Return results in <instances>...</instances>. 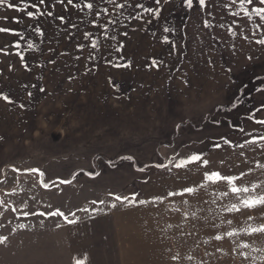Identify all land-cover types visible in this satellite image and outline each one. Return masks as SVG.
<instances>
[{
    "label": "rangeland",
    "instance_id": "374dc122",
    "mask_svg": "<svg viewBox=\"0 0 264 264\" xmlns=\"http://www.w3.org/2000/svg\"><path fill=\"white\" fill-rule=\"evenodd\" d=\"M3 27L0 264H76L56 209L96 223L91 264H264V235L243 231L261 210L228 212L236 195L203 177L243 173L264 194V20L238 0H3ZM193 154L208 166L176 167ZM133 194L148 203L114 199Z\"/></svg>",
    "mask_w": 264,
    "mask_h": 264
},
{
    "label": "snow or ice",
    "instance_id": "6c2138e0",
    "mask_svg": "<svg viewBox=\"0 0 264 264\" xmlns=\"http://www.w3.org/2000/svg\"><path fill=\"white\" fill-rule=\"evenodd\" d=\"M3 0H0V3H2ZM45 2V0H40V3L43 4ZM61 2H63V0H61ZM73 2V0H68V3L71 4ZM110 2L114 3V0H110ZM156 4H160L161 0H155ZM168 0H165V3H167ZM239 2V6H240V10L241 12H243L246 16H251L252 13L254 12L255 15L257 17H259L260 20H264V0H258V5L255 7H252V10L250 11V6H253L255 3V0H238ZM233 4L237 3V0H232ZM187 4L189 6V8H191L193 6V0H187ZM199 5L200 6H204L205 5V0H199ZM120 8H123L125 5L124 4H120L117 5ZM139 7H144L143 5H138ZM9 8H13L15 7L14 4H8ZM33 7H36V5H33ZM87 8L92 9L93 8V4L92 3H88L86 5ZM145 11H150V9H145ZM27 15L29 17H34L35 14L33 12H28ZM41 15H43V13H41ZM48 15H51V13H48ZM156 15L158 16L159 13L157 12ZM233 15H239V13H233ZM60 19H64L62 16L60 17ZM10 29L7 27H3L0 28V33H6L9 32ZM37 31H39V29H37ZM165 31H168V29H165ZM18 35V34H17ZM165 42L170 43L167 40V37H165ZM259 44L264 45V39H261L259 41H257ZM17 47H19V44L16 45ZM93 48L96 47V44L92 45ZM29 47H31V45H29ZM21 60H23V56L20 57ZM126 66H130V65H126ZM153 66L158 67L159 65L156 63V61H153ZM25 67H27V65H25ZM41 91H44V89H41ZM29 96L32 95L31 92L28 93ZM2 99L4 101H7L9 104L13 103V101L9 98V96L7 95H3ZM21 108L24 107L23 104L20 105ZM256 124H260V125H264V120H260L257 119L255 120ZM240 131L243 132L244 129L240 128ZM260 140H264V135L259 137ZM225 143H231L228 140H225ZM252 144L257 143L256 139H253L251 141ZM215 147L219 148L220 145L216 144ZM241 147H243V145H241ZM127 159H132L131 157H127ZM197 162H202L203 165L205 167L208 166L209 164V160L205 159L202 155L199 154H193L191 156H189L187 159H183L181 160L176 167L177 168H183L189 164H194ZM156 167H164V165L162 164H158L156 165ZM261 167H264V165H261ZM141 171H143V169H140ZM13 171H20V169L18 168H13ZM30 173H37L39 176L43 177L45 175V173L43 171H41L38 168H31L27 170ZM89 176H94V175H99V173H92L89 172L88 173ZM203 177L205 180L211 182L212 184H220V183H225L226 187L228 190H230L231 193L235 194L239 203H232L230 207L227 208L228 212H235V213H239L241 212V209H247V210H255V209H260L261 210V215H264V194H256L253 195L252 193H255L257 188L259 187V185L256 184H252L251 187L248 186H244L243 185V181H244V174L242 173L239 176L236 175H225L222 174L220 171H205L203 174ZM56 182L54 181L53 184H55ZM72 183V180H68V179H62L59 180V184H70ZM41 184L44 188H49L50 185L48 183H44L43 181H41ZM203 187V186H202ZM197 188L194 187H185L183 192L180 193V195H184L185 193L187 194H191V195H196L197 194ZM244 194H248V195H244ZM111 195V194H110ZM169 195H176L175 192L170 193ZM223 196H227L228 195V191H224L222 193ZM137 194H133V197L131 199H129V197L127 196H120V195H115L114 199L116 201H120V202H124V201H128L130 204L131 203H136L138 202L139 204H146L148 203L147 200H138L136 199ZM160 197H156L155 200H160ZM101 204L104 203L103 200L99 201ZM155 202V201H154ZM162 202V201H161ZM94 205L97 203V201H93L92 202ZM5 201L3 199H0V205H4ZM111 207L115 208L116 204L113 203L111 205ZM13 211H16L15 208L12 209ZM83 211L87 212V209H84ZM35 214V213H33ZM46 213L41 212L39 213L40 216H44ZM23 215L27 216L29 215L28 212L23 213ZM47 215L49 216H53V217H62L64 219V221L67 224H76L77 223V219H70L68 215H65V213L63 211H60L59 209H56L55 211H49L47 213ZM193 215H195V213H193ZM71 217H76V213L72 212L71 213ZM249 218H251V216H249ZM227 223L229 225H231L233 223V221L230 219L227 221ZM21 227H24V225H21ZM169 227H171V225H169ZM244 232L249 233V234H256L259 233L261 235H264V223H261L259 227H247L243 229ZM225 235L228 237H232V236H236L237 232L235 231H227L225 232ZM224 236L222 235H216L215 236V240L220 241L223 240ZM8 240L7 236H3L0 237V244H4L6 241ZM243 247L247 248L249 247L248 244H244ZM171 259L173 261H180L182 258L179 254H174L171 256ZM187 259L189 261H191L193 259V257L191 255H189L187 257ZM76 264H86V261L82 260V259H77L76 260Z\"/></svg>",
    "mask_w": 264,
    "mask_h": 264
},
{
    "label": "crops",
    "instance_id": "0c3cea01",
    "mask_svg": "<svg viewBox=\"0 0 264 264\" xmlns=\"http://www.w3.org/2000/svg\"><path fill=\"white\" fill-rule=\"evenodd\" d=\"M104 224V223H102ZM101 226V223H100ZM105 227V225H103ZM96 223L89 220L77 224H65L63 230L67 239V247L73 255V260L82 259L86 261V264H91L93 256L94 245H97L96 241L92 240V231L95 230ZM102 242L100 250L108 249L107 244ZM99 244V243H98ZM98 247V245H97ZM95 250H98L96 248ZM101 259L108 260L104 255Z\"/></svg>",
    "mask_w": 264,
    "mask_h": 264
}]
</instances>
